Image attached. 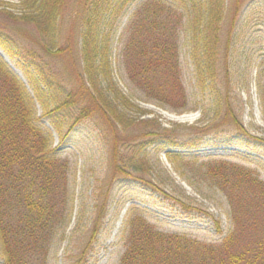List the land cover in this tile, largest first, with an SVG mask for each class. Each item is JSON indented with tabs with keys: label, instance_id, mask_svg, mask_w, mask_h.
<instances>
[{
	"label": "rangeland",
	"instance_id": "rangeland-1",
	"mask_svg": "<svg viewBox=\"0 0 264 264\" xmlns=\"http://www.w3.org/2000/svg\"><path fill=\"white\" fill-rule=\"evenodd\" d=\"M88 1L91 3L69 0L59 19L58 44L50 52L20 36V32L30 35L31 28L24 23L16 28L19 32L10 33L13 39L0 33V58L34 96L37 123L50 132L52 147L68 167V217L55 237L48 264H119L125 251V231L134 223H146L164 233L186 234L205 243L222 241L233 230L231 186L225 185L224 178L234 183L241 173L264 183V0H228L221 6L224 14L216 25L219 54L215 82H207L197 69L203 60L189 35L182 39L181 75L189 102L179 111L147 101L123 78V34L143 1L132 0L111 36L112 83L107 85L127 129L113 131L94 116L81 121L62 140L56 129L67 133L76 108L52 111L78 86L83 71L84 18L88 16L82 5ZM21 10L19 0H0V12L21 14ZM21 40L41 58L34 60ZM60 48L64 50L58 52ZM42 69L55 80L56 89L64 88L62 93L44 83ZM220 100L224 102L221 105ZM225 101L231 106L230 113ZM150 128L169 136L147 137ZM116 136L120 163L129 159L144 162L138 172H129L132 176H113ZM137 177L142 180L138 182ZM103 207V227L89 245L93 224ZM3 260L0 252V264Z\"/></svg>",
	"mask_w": 264,
	"mask_h": 264
},
{
	"label": "trees",
	"instance_id": "trees-1",
	"mask_svg": "<svg viewBox=\"0 0 264 264\" xmlns=\"http://www.w3.org/2000/svg\"><path fill=\"white\" fill-rule=\"evenodd\" d=\"M19 1L21 14L0 12V18L5 19V22L0 21V33L5 32L13 39L10 33L19 32L16 28L24 23L31 28L30 35L27 37L20 32V36L48 52L52 51L58 44V23L69 0ZM131 1L91 0V3L88 1L82 5L88 16V19L84 18L83 71L77 78L78 86L52 111L69 109L70 106L76 108V116L71 119L67 133L56 129L62 140L81 121L94 116H99L113 131L127 129L124 114L118 105V110L114 105L107 85L112 83L111 36ZM227 2L143 0L130 18L122 39L120 65L127 84L149 102L155 101L176 111L186 108L189 99L181 75V41L189 35L192 46L203 60L197 69L207 82H215L219 54V27L216 25L224 14L221 6ZM25 48L34 60L41 58L29 45ZM63 50L60 48L58 52ZM41 73L45 84L58 94L62 93L64 88L56 89L55 80L52 81L43 69ZM262 95L264 105V89ZM225 102L230 113L231 106ZM223 103L220 100L219 104ZM146 136L168 137L169 134H160L150 128ZM51 139L50 132L37 123L34 96L0 58L2 264H48L55 237L67 220L70 200L68 167L56 154ZM119 149L120 141L116 136L113 176H132L129 172H138L144 162L129 159L121 160V164L117 156ZM214 177L220 178L221 175L214 173ZM137 179L138 182L142 180ZM229 181L224 178L225 185L231 186L228 189L232 194L228 196L233 230L225 239L205 243L186 234L164 233L149 224L134 223L125 231V251L119 264H264V183L241 173L237 175V181ZM104 212L105 207L100 209L93 224L89 245H93L100 234Z\"/></svg>",
	"mask_w": 264,
	"mask_h": 264
}]
</instances>
